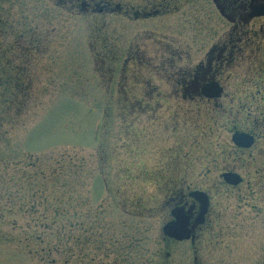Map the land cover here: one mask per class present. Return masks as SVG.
<instances>
[{
    "label": "rangeland",
    "instance_id": "obj_1",
    "mask_svg": "<svg viewBox=\"0 0 264 264\" xmlns=\"http://www.w3.org/2000/svg\"><path fill=\"white\" fill-rule=\"evenodd\" d=\"M227 12L0 0V264H264V18ZM201 72L219 99L186 92ZM193 189L207 224L164 239Z\"/></svg>",
    "mask_w": 264,
    "mask_h": 264
},
{
    "label": "flooded vegetation",
    "instance_id": "obj_2",
    "mask_svg": "<svg viewBox=\"0 0 264 264\" xmlns=\"http://www.w3.org/2000/svg\"><path fill=\"white\" fill-rule=\"evenodd\" d=\"M227 1L215 0L214 3L223 16L228 17L227 10L230 12H231V10H234L235 11L233 13L234 15L232 14L234 16V18L239 13L241 15L240 20L244 21V22H247L248 20L250 21L253 19H259V18L250 19L249 14L251 13V11L253 10V8L255 6L264 4V0H236L237 5L229 3ZM229 20L234 21L235 19H231L229 16ZM205 78H207L206 74L201 72V74L199 75V77H197V79L195 81L200 82L201 80H203L204 83L198 84L197 87H196V84H193V83L188 84L189 86L187 85L186 92L191 91V92H193L192 94L196 93L197 95L201 96L202 98H205L201 94L202 87L205 86L207 83L216 82V80L215 81L214 80L206 81V80H204ZM178 84H181V82L179 81ZM217 84L220 85L218 82H217ZM220 86L222 87V85H220ZM221 177L223 180V175ZM223 182L226 183L224 180H223ZM227 185H229V184H227ZM229 186H231V185H229ZM232 187H237V186H232ZM193 192H204L207 194V196H208V207L204 213H202L200 203L195 198H193L191 196V194ZM177 198L178 199L175 202V204L173 203V205L169 206V217L170 218H169L167 223L177 221V218L174 215V212L178 211L179 214L182 217H184L185 222L188 223L187 228L191 231L190 238L188 240L180 241V240H176V239H173V238H170V237L164 235V239L170 240V241H173V242H176L179 244L184 243V242H190V243L194 244V242H196V239H197V237H196L197 231L200 228H204L205 225L207 224L208 219H209L210 212H211L210 196L206 191L193 189V190H188L187 192H183V194L181 193V195L177 196Z\"/></svg>",
    "mask_w": 264,
    "mask_h": 264
},
{
    "label": "water",
    "instance_id": "obj_3",
    "mask_svg": "<svg viewBox=\"0 0 264 264\" xmlns=\"http://www.w3.org/2000/svg\"><path fill=\"white\" fill-rule=\"evenodd\" d=\"M258 17H264V4L255 6L249 14L250 19ZM201 94L209 99H218L222 95V88L217 83L210 82L202 87ZM254 140L252 135L246 133L235 132L232 135V142L239 148L248 149L252 147ZM223 179L228 184L234 186L242 181L239 175L233 173L223 174ZM191 196L200 203L202 213H204L208 207V196L202 192H193ZM174 215L177 221L166 224L163 228L164 234L176 240H188L191 234V231L187 228L188 223L185 222L184 217H182L178 211H175Z\"/></svg>",
    "mask_w": 264,
    "mask_h": 264
}]
</instances>
